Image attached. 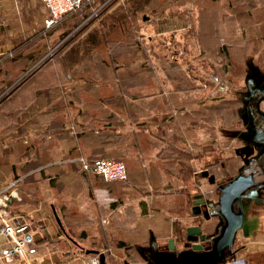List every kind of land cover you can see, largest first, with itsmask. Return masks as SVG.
Masks as SVG:
<instances>
[{"label": "crops", "instance_id": "1", "mask_svg": "<svg viewBox=\"0 0 264 264\" xmlns=\"http://www.w3.org/2000/svg\"><path fill=\"white\" fill-rule=\"evenodd\" d=\"M227 1L228 7L221 8L226 14H218L222 18L214 30L225 36L227 76L223 79L218 70L211 73L217 82L212 86L215 92L199 87L189 92L167 87L160 92L153 83L136 82L145 76L148 81L149 72L128 75L111 70L103 75L94 60L90 70L84 61L76 63L72 73L63 64L39 72L43 65L34 66L48 42L36 39L27 47L23 44L43 28L42 0H0V97L6 94L0 100V106L6 101L0 108V191L13 185L6 193L17 196L9 208L14 232L32 239L24 256H15L8 264H92L101 253L105 264H120L118 242L149 236L167 241L159 250H166L170 240L180 250L187 228L198 226L207 236L216 230L221 221L206 218L202 206L195 210L194 202L203 198L215 203L218 186L244 169L249 173L264 168V0L254 6V0ZM93 43L91 39L86 43L92 58L98 52ZM122 76L128 87L122 86ZM190 92L207 96L214 92L218 98L193 104L194 118L186 114L170 122L153 120L158 110L180 106ZM179 108L191 113L187 105ZM236 117L243 128L229 137L227 128L234 126ZM233 139L240 145L234 146ZM220 140L224 149L218 147ZM186 141L195 152L186 153ZM77 149L87 156L114 150L125 162L130 187L83 173L75 161ZM49 150V155L63 157L30 171L41 173L35 174V182L24 183L30 173L21 170L23 162ZM140 186L150 195L120 203L130 189ZM153 198L161 204L155 206ZM243 212L248 234L236 235L226 262L264 264V201L243 200ZM97 239L101 248L88 247ZM11 248L10 239L0 235V250ZM0 264L7 263L0 260Z\"/></svg>", "mask_w": 264, "mask_h": 264}, {"label": "rangeland", "instance_id": "2", "mask_svg": "<svg viewBox=\"0 0 264 264\" xmlns=\"http://www.w3.org/2000/svg\"><path fill=\"white\" fill-rule=\"evenodd\" d=\"M101 1H104V4L98 6L97 9L94 10V15L77 16V19L69 20L66 24L56 29V31L50 33L47 41H58V48L52 53V57H47L43 59L42 62L51 61L50 65H55L57 69L63 64L62 66L70 73L75 71L76 63L82 65L84 61L87 62L84 68L86 67V69L90 70V60H94L95 62L92 61V63L101 67V74L104 72L107 75L111 70L114 72L116 70H121L119 72H128V75L132 72H149L148 81L145 80V76V78H139L136 82H138L139 86L145 82L149 84L153 83L154 89L160 92L169 89L167 87H171L172 89L179 87L188 92L195 87L214 91L212 86H217V82H213L214 80L211 73L218 70L222 73L223 79L227 76L228 67L230 65L228 64V50L225 36L222 38L224 33L221 32L222 34L220 35L219 32V35H217L214 30L216 29L215 25H217L218 17L220 19L222 18V16H218V14L225 13V11H223L224 9L221 8L228 7L227 3H230V1ZM258 3L259 0H254L252 6L255 4L259 5ZM223 18L225 19L226 16ZM257 18L258 16L256 19ZM228 19L229 18L226 20L229 21ZM261 19L264 20L262 17ZM258 20L262 21L260 18H258ZM219 25H221V23ZM59 29H62V31H58ZM218 37H220V39ZM89 39L94 42L93 46L95 48L97 47L96 49L98 51L93 58L90 57L91 54H89L86 44ZM216 42L219 43L217 44ZM45 52H47V50ZM47 55H51V49H48ZM53 58H55L54 61H52ZM56 62L57 64H55ZM152 75L154 77L153 82L149 80ZM241 84L242 82L238 85ZM128 86L129 84L124 87ZM192 93L193 92L186 94L181 105L175 107V109L171 111L168 109L158 110L159 112L153 117V120L156 123L159 121L163 123L166 120L170 122L186 114H189L187 115L188 118H194L193 110L195 106L193 104L208 102L218 98H215L213 93L208 94V96L206 94H201L204 92ZM1 97L3 101L5 96ZM223 98H226V96H223L221 99ZM182 104L183 106L187 105L186 109L191 113H181L182 110L184 111V109L179 108ZM237 104L239 103H235V105ZM238 119L237 117L235 118L234 126H229L227 128L229 133L226 134L229 135V137L242 130L243 123L241 124V121ZM237 121H239V123ZM223 122H226V119L222 120L221 124H223ZM223 125L222 127H225ZM2 131L3 128L0 129V134ZM172 131L173 130H169V132ZM170 134L175 135L174 133ZM221 141L222 140H220L218 147L224 149L226 145ZM233 141L234 146L240 145L237 139H233ZM189 144L188 141L185 142L186 149L190 152H195L196 149ZM2 149L0 145V151H2ZM174 149L176 152L179 151L178 147ZM43 151H46L45 148H43ZM50 151L51 150L48 151L47 155L38 157V159L34 161L23 162L21 170L30 173L32 170L41 166L45 167L49 165V163L56 162L63 157L54 153L53 155H49V153H51ZM112 151L113 152L106 151L105 154L109 152L111 154L116 153L114 150ZM44 152L42 154H44ZM75 152V155H77V151ZM83 155L87 156L85 152ZM95 156L101 157L103 155L99 154ZM112 156L116 158V160H122L117 159L120 158L119 155ZM40 173L39 171L30 173V175L23 179V182H35V174ZM46 173H48L47 170ZM121 185L122 188L126 189L130 187V182L128 181ZM130 190L132 191L127 194V198L124 197L123 201L120 200L121 204L136 202V200L145 196V194H149L147 193L149 190L142 186ZM151 201H153L155 206L161 204L159 201L155 202L154 198ZM216 224L218 225L215 226L216 230L211 232L210 235L217 234L221 223L218 224L216 222ZM84 235L86 237L85 233ZM177 241L182 244V240ZM166 242L165 239L151 240L149 236L143 240L136 238L118 242V244H120L119 248H122L118 251V262H120V264H151L148 255L151 251L163 247ZM111 244L112 242L108 243L111 247L115 245V243ZM87 245L88 247L91 245L90 248L96 249L102 247L100 240H98L96 244L88 242ZM103 248L108 247L104 245Z\"/></svg>", "mask_w": 264, "mask_h": 264}, {"label": "water", "instance_id": "3", "mask_svg": "<svg viewBox=\"0 0 264 264\" xmlns=\"http://www.w3.org/2000/svg\"><path fill=\"white\" fill-rule=\"evenodd\" d=\"M247 171L244 169L233 179L218 186L215 203H207L199 198L193 204L195 210L202 206L206 218L210 215L221 221L217 234L207 236L200 227H189L186 229L187 249L179 250L170 240L166 250L151 251L148 255L151 264H224L231 254L236 235L239 232L244 236L248 234L243 200L257 198L264 201V168ZM258 177H263V180L257 181ZM259 191H262L261 195H258ZM98 258L99 264H105L103 254H99Z\"/></svg>", "mask_w": 264, "mask_h": 264}, {"label": "built area", "instance_id": "4", "mask_svg": "<svg viewBox=\"0 0 264 264\" xmlns=\"http://www.w3.org/2000/svg\"><path fill=\"white\" fill-rule=\"evenodd\" d=\"M95 0H42L45 10V18L43 21L44 29L48 30L56 25L64 18L65 15L75 13L77 16H82L83 8L92 4ZM94 12V11H93ZM91 15H94V13ZM58 48V45L51 49V55H46L34 67H39L43 59L52 57V53ZM33 67V68H34ZM4 94L3 96H5ZM6 97V96H5ZM2 97H0L1 100ZM78 155L75 161L78 163L80 170L83 173L100 177L105 183H127L128 176L126 166L122 160L115 159H88L83 155L80 149H77ZM9 187L0 191V235L8 237L11 241L12 248L10 250H0V260L5 263H11L15 256L23 257L26 247L32 242L31 236L25 234L22 237H17L13 227V216L10 213V206L13 200L17 199L16 194L6 193ZM8 194V195H6ZM92 264H99V259L95 258ZM224 264H245L243 260L225 262Z\"/></svg>", "mask_w": 264, "mask_h": 264}, {"label": "trees", "instance_id": "5", "mask_svg": "<svg viewBox=\"0 0 264 264\" xmlns=\"http://www.w3.org/2000/svg\"><path fill=\"white\" fill-rule=\"evenodd\" d=\"M102 4H104V1H101V0H95L92 4H88V5H86L84 8H83V10H82V14L84 15V16H87V15H91V13L95 10V9H97V7L98 6H100V5H102ZM72 19H77V15L75 14V13H70V14H67V15H65L64 16V18L59 22V24L58 25H56L55 27H53V28H51V29H48V30H46V29H44V27L37 33V34H35L34 36H32L30 39H28V40H26L25 42H24V47H27V46H29L30 45V42L31 41H34V40H36V39H42V40H45V41H47V38L49 37V35H50V33H52V31H56V29H58V28H60L62 25H64V24H66L69 20H72ZM58 31H62V29L60 30H58ZM48 42V46H49V48L48 49H52V48H54V47H56L59 43H58V41L56 42V41H53V40H50V41H47ZM48 49H47V52H48ZM47 52H44V54L42 55V57H44L45 55H46V53ZM40 59V58H39ZM55 58H53V60H54ZM52 60V61H53ZM36 62V61H35ZM34 62V63H35ZM51 62V61H50ZM50 62H45V63H42L41 65H40V67L41 68H39V72L40 71H43L45 68H47L49 65H50ZM26 69H29V67H27ZM125 76H122V82H124V84H122V86L124 87L125 86V80H126V77L124 78ZM106 86H108V85H106ZM4 103H6V101L5 102H3L2 103V105L4 104ZM2 105L0 106V108L2 107ZM45 124H47V121L46 122H44V125ZM101 137H103V139L106 137V135H101ZM99 140V139H98ZM96 141V140H95ZM95 141H93V142H95ZM94 146H95V144H94ZM93 146V147H94ZM26 148H28L29 149V147H28V145H27V147ZM110 152H113V151H110ZM109 152V153H110ZM176 152V151H175ZM189 152L190 151H188L187 149H186V153L187 154H189ZM106 153V151H103V150H101L100 152L98 151V152H96V153H94L93 155H90V156H86L88 159H96V158H102V159H115L116 160V158H114L112 155H117L116 153H113V154H105ZM178 153H180V152H178ZM95 154L96 155H99V154H101V155H103V156H101V157H99V156H95ZM181 154V153H180ZM77 155H75V157H76ZM117 159H119V158H117ZM126 166V165H125ZM126 171H127V168H126ZM127 176H128V173H127Z\"/></svg>", "mask_w": 264, "mask_h": 264}, {"label": "flooded vegetation", "instance_id": "6", "mask_svg": "<svg viewBox=\"0 0 264 264\" xmlns=\"http://www.w3.org/2000/svg\"><path fill=\"white\" fill-rule=\"evenodd\" d=\"M183 244H184L183 249H187V247H186V244H187L186 240L183 241Z\"/></svg>", "mask_w": 264, "mask_h": 264}]
</instances>
